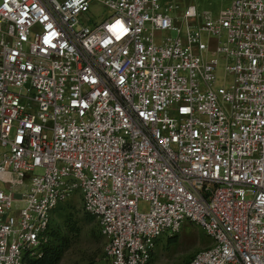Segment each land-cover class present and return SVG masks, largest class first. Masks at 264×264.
Returning <instances> with one entry per match:
<instances>
[{
  "label": "built area",
  "instance_id": "2783aa9c",
  "mask_svg": "<svg viewBox=\"0 0 264 264\" xmlns=\"http://www.w3.org/2000/svg\"><path fill=\"white\" fill-rule=\"evenodd\" d=\"M183 1L0 0V264L77 192L108 264L185 221L211 239L185 264H264V0Z\"/></svg>",
  "mask_w": 264,
  "mask_h": 264
},
{
  "label": "rangeland",
  "instance_id": "374dc122",
  "mask_svg": "<svg viewBox=\"0 0 264 264\" xmlns=\"http://www.w3.org/2000/svg\"><path fill=\"white\" fill-rule=\"evenodd\" d=\"M165 4L172 0H163ZM185 1V2H184ZM196 5L197 10L210 12L213 16L225 9L230 0H184ZM182 10H177L180 13ZM103 12V13H102ZM100 5H94L91 16L99 20L107 15ZM186 23L183 22V25ZM174 37L173 31L169 34ZM225 61L220 60L217 68L218 85L229 86L232 76L225 70ZM38 169L37 172H40ZM93 215L82 207V197L77 192L57 207L51 215V226L63 243V251L57 264H108L106 238L101 234ZM211 244V239L197 224L185 221L175 234H163L156 242L152 264H185L198 250ZM40 253V252H39ZM36 257V256H35Z\"/></svg>",
  "mask_w": 264,
  "mask_h": 264
},
{
  "label": "trees",
  "instance_id": "16d2710c",
  "mask_svg": "<svg viewBox=\"0 0 264 264\" xmlns=\"http://www.w3.org/2000/svg\"><path fill=\"white\" fill-rule=\"evenodd\" d=\"M60 206V205H59ZM58 206V207H59ZM92 218H95L92 216ZM47 242L39 248L40 256H30L26 254L23 259V264H57L63 251V243L56 236L51 223L47 231Z\"/></svg>",
  "mask_w": 264,
  "mask_h": 264
}]
</instances>
